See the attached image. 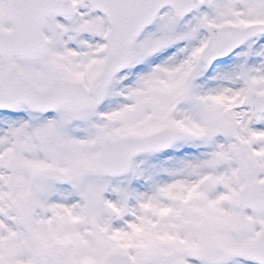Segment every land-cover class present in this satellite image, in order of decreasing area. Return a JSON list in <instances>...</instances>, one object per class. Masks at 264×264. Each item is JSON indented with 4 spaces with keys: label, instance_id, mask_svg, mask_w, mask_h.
I'll list each match as a JSON object with an SVG mask.
<instances>
[{
    "label": "snow or ice",
    "instance_id": "6c2138e0",
    "mask_svg": "<svg viewBox=\"0 0 264 264\" xmlns=\"http://www.w3.org/2000/svg\"><path fill=\"white\" fill-rule=\"evenodd\" d=\"M0 264H264V0H0Z\"/></svg>",
    "mask_w": 264,
    "mask_h": 264
}]
</instances>
